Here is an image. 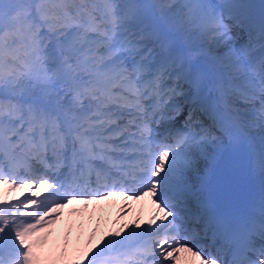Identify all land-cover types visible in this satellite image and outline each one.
Here are the masks:
<instances>
[{"label": "snow or ice", "instance_id": "snow-or-ice-1", "mask_svg": "<svg viewBox=\"0 0 264 264\" xmlns=\"http://www.w3.org/2000/svg\"><path fill=\"white\" fill-rule=\"evenodd\" d=\"M0 264H264V0H0Z\"/></svg>", "mask_w": 264, "mask_h": 264}, {"label": "bare ground", "instance_id": "bare-ground-1", "mask_svg": "<svg viewBox=\"0 0 264 264\" xmlns=\"http://www.w3.org/2000/svg\"><path fill=\"white\" fill-rule=\"evenodd\" d=\"M119 201H122V200H119V198H114L113 201L108 203L107 211L113 218H115L116 213L119 210ZM136 213H137L136 212V203H134L133 204V210H132V213L130 214V216L135 215Z\"/></svg>", "mask_w": 264, "mask_h": 264}]
</instances>
